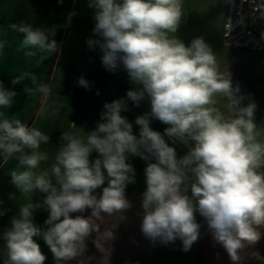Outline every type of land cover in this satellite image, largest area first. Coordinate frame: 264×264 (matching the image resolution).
I'll list each match as a JSON object with an SVG mask.
<instances>
[{
    "label": "clouds",
    "instance_id": "9594fccd",
    "mask_svg": "<svg viewBox=\"0 0 264 264\" xmlns=\"http://www.w3.org/2000/svg\"><path fill=\"white\" fill-rule=\"evenodd\" d=\"M88 6L94 9L93 34L98 38L86 44L99 47L109 72L123 67L136 87L126 99L106 102L100 121L86 135L63 131L53 162L41 167L49 161L41 145L50 137L5 114L17 93L0 83V156L4 162L17 161L9 175L21 194H43L41 200L21 205L0 235L3 264H44L47 257L34 237L43 239L55 264H84L78 258L93 233L94 245L104 253L102 242L116 238V225L103 231L100 225L106 217L125 220L133 206L126 197L127 186L136 183L130 156L147 162L138 213L146 239L163 245L179 239L187 252L201 236L199 214L214 242L233 264H241L242 253L264 235V127L255 122L256 103H243L246 97L233 86L227 66L221 68L202 37L188 45L177 38L182 0H89ZM10 28L22 34L18 50L37 57L38 65L61 51L53 28L24 21ZM25 79L35 84L37 75L23 71L12 84ZM78 85L90 87L83 76ZM50 90L47 83L25 88L29 95L43 97ZM146 98L150 112L136 117L137 136L121 113L128 111V100L138 107ZM46 112L42 105L38 115ZM152 119L168 125L163 134L150 127ZM70 128L77 125L71 122ZM165 137L184 145L186 154L178 157ZM93 152L98 156L90 159ZM41 208L48 212L44 226L33 222V213ZM87 210L90 214L83 215ZM252 255L264 259L257 252Z\"/></svg>",
    "mask_w": 264,
    "mask_h": 264
},
{
    "label": "crops",
    "instance_id": "0c3cea01",
    "mask_svg": "<svg viewBox=\"0 0 264 264\" xmlns=\"http://www.w3.org/2000/svg\"><path fill=\"white\" fill-rule=\"evenodd\" d=\"M3 1V18L5 17L7 23L3 24L0 29V45H3L0 47V68L2 70L0 83L4 88L17 93V96L14 97L13 106L5 111L9 118L30 119L29 124L31 119L37 116L39 108L42 105L47 107L48 103L50 104L51 116H68V113H58L56 110V105L61 102L52 97L53 86L57 81V85H78V79L83 76L90 84L87 94H84L85 101L95 108L103 107L106 102L110 103L116 99H126L127 91L136 87L130 82L123 67L118 68L115 72H109L102 65V52L99 47L90 49L86 44L87 39L98 38L93 34L95 25L93 19L94 9L88 6L89 0ZM182 5L183 15L175 34L177 38L188 45L194 38L202 37L211 46L217 54L221 68L225 69L227 66L233 86L238 85L241 94L246 97L243 103L245 105L250 101L256 103L255 122L258 126L264 127V53L232 49L224 45L223 32L228 0H182ZM11 8L12 19L10 18ZM73 12L76 14L71 16L69 22V16ZM263 20L264 16L259 17V20L256 19L259 24ZM21 21L31 23L36 27L53 28L55 30L54 38L60 44L61 51L58 54L51 55L39 65L37 64V57H25L23 52L18 50L22 34L10 28L11 24L20 23ZM58 68L61 70L60 78L58 80L55 77L51 79L48 100L39 93L31 96L25 92L26 87L32 86L35 88L39 83H46V80L44 82L40 80L42 77L39 75L40 71L49 72L52 76L54 70L58 71ZM23 71L38 75L39 78L37 77L35 84H32L29 79H25L16 85L12 84L14 77ZM73 75H79V77H73ZM127 108L132 111L131 113L138 112L140 116L150 112V101L146 98L137 107L134 102L128 100ZM131 113L132 123L135 116H132ZM157 123L161 126L159 129L161 132H164V129L168 127L159 120H157ZM151 124L153 127H157L154 122ZM10 162L11 160L3 161L1 164L2 169L8 166V175L4 176L6 180L11 179L9 173L16 166V164L9 166ZM96 191L102 193V188ZM0 212L4 213L3 209H0ZM89 214L90 210L83 213L85 216ZM72 215L75 216L77 213ZM124 215L126 216L124 222L118 221L116 217H106L105 222L100 225L101 231L106 227L116 225L113 229L116 238L111 243L102 242L104 253L100 252L94 245L93 240L97 234L93 233L87 240V249L84 256L78 259H83L84 264H148L154 261L151 252L148 254L149 249L143 247L141 243L139 244L138 233L134 232L132 237L133 232L130 233V229H127L131 226L127 222V211ZM2 216L0 222L2 226L0 227L4 232L11 226V220L4 214ZM35 224L44 226L37 222ZM261 231L264 232V229ZM36 241L40 245L41 251L46 252L50 259H54L43 239L37 240L36 238ZM180 244L182 245V242ZM145 246L152 247V242L147 241ZM197 246L202 247L201 241L199 243L195 242L187 252L182 250L183 253L175 259V264H214V262H218V258L213 261L204 258L200 249L198 254H195L194 257L191 256L190 252L195 251ZM254 246L247 248L242 253L244 259L241 264H264V259H256L252 255V253L257 252L260 257L264 258V235ZM66 264H77V260L68 261ZM225 264H233L229 256L226 257Z\"/></svg>",
    "mask_w": 264,
    "mask_h": 264
},
{
    "label": "rangeland",
    "instance_id": "374dc122",
    "mask_svg": "<svg viewBox=\"0 0 264 264\" xmlns=\"http://www.w3.org/2000/svg\"><path fill=\"white\" fill-rule=\"evenodd\" d=\"M3 0H0V29L3 27V24L5 25L7 21L5 20V17L3 18ZM13 13L12 8L10 11V18L12 19ZM252 27L260 34H264V20L261 24H259L256 21L255 17H252ZM264 53V52H262ZM264 55V54H263ZM264 58V57H263ZM60 68V67H59ZM58 68V71L56 69L54 70L53 75L51 76L49 72L40 71L39 75H41V79L43 82L50 85L51 88V79L53 77L58 80L60 78L61 70ZM78 74V73H76ZM2 77V70L0 68V80ZM38 77V75H37ZM73 77H79V75H73ZM39 78V77H38ZM53 86V94L52 97H54L56 100L61 101L56 105V110L58 113H68V116H51L50 114V104H47V112L44 115H38L31 119V122L29 123V126H34L41 130L42 132L49 135L50 140L48 144H42L41 145V151L47 152L49 154V161L47 164H42L41 167H47L49 164L53 162L54 156L58 150V147L60 146L61 140V134L63 131H72L75 132L81 136L86 135L87 132L92 131L95 129L97 123L100 121V114L103 111V107H92V105L87 103L85 101L84 94L88 92L87 89H85L82 86L79 85H57ZM96 96V95H95ZM50 95L45 97L46 100H48ZM36 105V103H35ZM132 111H124L122 112V115L127 117L128 121L131 123L130 113ZM71 114V115H70ZM134 117V120L132 118V124H133V133L137 136L139 135L140 128L138 125L135 124V119L138 115L137 113H131ZM21 119L23 122L28 124L30 119ZM71 122H74L77 125L76 129H71L70 124ZM152 122H154V125L157 127L152 126ZM150 123V127L153 130L159 131L161 126L157 123L156 119H152ZM86 132V133H85ZM161 132V131H159ZM163 134V132H161ZM166 141L169 143L170 146L176 147L177 156L182 157L188 149L182 145V144H175L173 145V142L171 140H168L167 137H165ZM98 154L93 152L90 159L97 158ZM129 163L133 165L136 171V183L135 184H129L126 188V197L127 199L132 203V208L127 210V222L130 223L131 226L127 227V229H130V233L133 232L132 237L134 235V232L138 233L139 236V244L141 243L143 247L148 248V254H152L151 256L154 257V261L149 262L148 264H175L177 257L183 253L182 251V245L180 244L181 241L177 239L173 243H169L167 245H163L160 243H152V247L145 246V243L149 240L144 237V235L140 231V223H141V217L138 215V213L142 212V209L140 207L141 202V193L145 190L146 184H145V175H144V169L146 167L147 162L142 160L140 157L137 156H130ZM3 163V158H0V209H3L4 215L6 217H9L11 220L14 216H16L19 212V208L21 205L29 202V200H33V202H37L38 200H41L43 198V194H34V193H26L21 194L19 190L11 183V179L6 180L4 176L8 175L7 169L8 166L5 169H2L1 164ZM11 164H17V161L15 159H12L9 166ZM106 186V185H105ZM10 194V195H9ZM48 216V212L41 208L37 209L33 213V222L39 223L44 225V221ZM197 221L202 224L201 228V236L198 239L197 243L201 241V246H197L196 250L193 252H190L191 256H195V254L199 253V249L202 252V256L207 259H211L212 261L218 258V262L214 264H225L226 263V257L228 256L226 250L219 244L215 243L211 233L207 230V225L203 221V218L197 214ZM1 218H3L2 215H0V222ZM124 222V221H123ZM2 226V224H0ZM137 228V229H135ZM3 229L0 227V235H2ZM39 240L40 237H34V239ZM4 240L0 238V264H3V253H4ZM255 247V246H254ZM257 248V247H256ZM47 259L45 260L44 264H55L54 259H50L49 255H47L46 252H43ZM257 259V258H256ZM206 264V263H204ZM211 264V263H207Z\"/></svg>",
    "mask_w": 264,
    "mask_h": 264
},
{
    "label": "built area",
    "instance_id": "2783aa9c",
    "mask_svg": "<svg viewBox=\"0 0 264 264\" xmlns=\"http://www.w3.org/2000/svg\"><path fill=\"white\" fill-rule=\"evenodd\" d=\"M264 16V0H228L223 43L229 48L264 52V35L252 27V17Z\"/></svg>",
    "mask_w": 264,
    "mask_h": 264
}]
</instances>
